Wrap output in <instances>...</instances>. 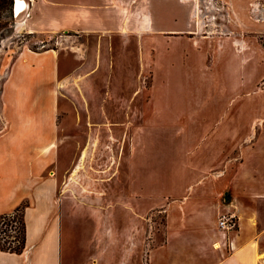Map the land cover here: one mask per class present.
<instances>
[{"label":"rangeland","instance_id":"rangeland-1","mask_svg":"<svg viewBox=\"0 0 264 264\" xmlns=\"http://www.w3.org/2000/svg\"><path fill=\"white\" fill-rule=\"evenodd\" d=\"M165 2L175 6L151 17L137 11L143 0L128 3L111 33L30 34L14 0H0V58L23 47L62 52V264H149L179 219L206 209L199 188L209 178L231 181L245 154L250 169L264 165V0ZM259 211L264 264V204ZM16 220L0 222L3 245L21 237Z\"/></svg>","mask_w":264,"mask_h":264},{"label":"crops","instance_id":"crops-1","mask_svg":"<svg viewBox=\"0 0 264 264\" xmlns=\"http://www.w3.org/2000/svg\"><path fill=\"white\" fill-rule=\"evenodd\" d=\"M143 1L146 5H139L137 11L148 17L154 10L165 15L166 8L175 6L165 0ZM28 2L30 8L21 24L30 34H103L119 31L120 18L132 13L128 3L136 0ZM185 12L178 7V27L183 25ZM62 68L59 49L23 47L15 56L0 58V70L8 71L0 99L4 120L0 130V216L26 205L25 248L21 253L0 250V264H62L67 221L57 196L69 158L59 145ZM251 155L245 154L231 181L225 176L212 177L210 186L199 188L206 191L199 199L206 209L197 210L190 219H179L178 230L170 232L166 242L152 252L149 264H259L263 252L258 242L260 229L253 221L260 220L264 204V165L250 169ZM222 196L226 201L233 196V200L223 203ZM222 215L236 218L235 232L218 228Z\"/></svg>","mask_w":264,"mask_h":264},{"label":"trees","instance_id":"trees-1","mask_svg":"<svg viewBox=\"0 0 264 264\" xmlns=\"http://www.w3.org/2000/svg\"><path fill=\"white\" fill-rule=\"evenodd\" d=\"M25 208H26V205L24 204L18 209H16L14 213L0 216V222H3V225L8 226V227H14V224L17 223L16 217L20 213L21 214L20 223H21V230H22L21 237L20 236L14 237L15 246L6 245V244L3 245L0 241V250L7 251V252H14V253H21L24 250L25 243H26V224H25V214H24ZM2 233L6 237H9L6 230L2 231ZM2 239L5 240V237Z\"/></svg>","mask_w":264,"mask_h":264},{"label":"built area","instance_id":"built-area-1","mask_svg":"<svg viewBox=\"0 0 264 264\" xmlns=\"http://www.w3.org/2000/svg\"><path fill=\"white\" fill-rule=\"evenodd\" d=\"M16 17L17 14L15 13V18ZM217 225L218 228L224 232H235L238 229V223L233 215L220 216Z\"/></svg>","mask_w":264,"mask_h":264},{"label":"bare ground","instance_id":"bare-ground-1","mask_svg":"<svg viewBox=\"0 0 264 264\" xmlns=\"http://www.w3.org/2000/svg\"><path fill=\"white\" fill-rule=\"evenodd\" d=\"M27 8V2L25 0H14V5H13V15L15 17V13L17 14V19L21 18L22 15L25 13ZM198 8V7H197ZM199 10V9H198ZM196 14V12H195ZM194 14V15H195ZM196 16V15H195ZM19 26L22 28H25V25H22L21 23H19ZM79 166V165H78ZM82 167V166H81ZM81 167H77V169L75 170L74 174L77 175L78 170ZM261 258V257H260Z\"/></svg>","mask_w":264,"mask_h":264}]
</instances>
